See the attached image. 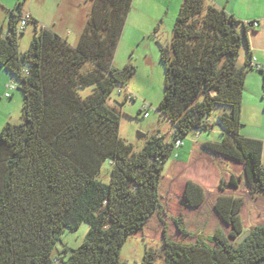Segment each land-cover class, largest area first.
Returning a JSON list of instances; mask_svg holds the SVG:
<instances>
[{
    "label": "trees",
    "instance_id": "trees-1",
    "mask_svg": "<svg viewBox=\"0 0 264 264\" xmlns=\"http://www.w3.org/2000/svg\"><path fill=\"white\" fill-rule=\"evenodd\" d=\"M131 3L90 0L75 45L29 16L24 51L22 14L8 11L0 65L20 80L23 119L0 129V264H126L119 253L129 236L160 241L164 264H264L262 141L240 133L244 78L259 69L251 57L237 64L248 22L205 0H181L160 47L156 105L172 138L150 134L134 151L119 135V110L107 103L134 72L112 63ZM217 105L221 139L194 145L188 161H171L164 173L174 139L209 130L205 117ZM105 161L107 182L97 176ZM83 222L82 241L66 257L54 254L61 231ZM156 256L145 248L140 264Z\"/></svg>",
    "mask_w": 264,
    "mask_h": 264
},
{
    "label": "rangeland",
    "instance_id": "rangeland-1",
    "mask_svg": "<svg viewBox=\"0 0 264 264\" xmlns=\"http://www.w3.org/2000/svg\"><path fill=\"white\" fill-rule=\"evenodd\" d=\"M180 3L181 0H132L112 58V63L116 67H122L124 64L134 65V72L127 83L116 84L107 98V103L114 104L120 112L119 135L124 141L132 144L134 151L142 148L150 134L160 133L167 138L170 137L168 132L170 123L156 109L164 91V64L160 60V47L171 38L172 26ZM33 29V24L28 21L17 37L19 51H24L28 47ZM87 67L88 63H85L84 69ZM8 82H14L18 87L8 90L5 88ZM19 85V78L12 76L8 70L0 66V129L6 121L20 122L23 119L22 92ZM5 91H12V95L4 96ZM89 91L90 87H85L81 93L84 95ZM144 110L147 112L146 116L142 114ZM221 111L222 106L217 105L205 117L212 124L209 130L199 131L197 136H195L196 131L191 130L181 137L182 145L178 150L180 154L177 158L173 153L170 155L164 164V173L173 159L186 162L187 152L195 140L221 139V127L216 120V115ZM242 126L241 131L244 130V126L249 127L248 124ZM140 133L143 136H140ZM261 162L264 164V141ZM109 175L110 164L105 161L97 176L107 182ZM203 180L207 181L208 178ZM86 230L87 224L84 222L75 230L63 229L55 243L53 253H60L66 257L70 249L75 248L82 241ZM161 246L162 243L153 238L144 240L138 236H129L121 246L119 258L126 264H140L144 249L150 247L157 252L154 264H164L160 252ZM64 248H66L65 253Z\"/></svg>",
    "mask_w": 264,
    "mask_h": 264
},
{
    "label": "crops",
    "instance_id": "crops-1",
    "mask_svg": "<svg viewBox=\"0 0 264 264\" xmlns=\"http://www.w3.org/2000/svg\"><path fill=\"white\" fill-rule=\"evenodd\" d=\"M20 2L18 6L17 3ZM206 4H213L224 8L237 19L248 22L246 28L247 46L242 43L240 53L237 57V64L241 65L248 58L260 64L259 69H249L246 72L241 97L240 132L243 136L264 141V0H205ZM19 10L21 14H28L37 20L38 27H48L65 37L69 43H77L80 31L84 24L87 12L90 8V0H0V32H7V13L9 10ZM252 21H257L252 25ZM241 30L240 26L238 27ZM1 66V65H0ZM4 83V82H3ZM12 91H9V96ZM5 96V95H4ZM170 123V122H169ZM250 128V129H248ZM172 138L173 128L171 123L168 127ZM249 131V132H248ZM199 131L195 132V136ZM160 134V133H155ZM213 141L209 139L195 140L187 152V160L194 145ZM182 145V144H181ZM180 145V146H181ZM179 146V147H180ZM179 147L174 149L175 158L180 154ZM175 163H184L178 159L172 160Z\"/></svg>",
    "mask_w": 264,
    "mask_h": 264
},
{
    "label": "built area",
    "instance_id": "built-area-1",
    "mask_svg": "<svg viewBox=\"0 0 264 264\" xmlns=\"http://www.w3.org/2000/svg\"><path fill=\"white\" fill-rule=\"evenodd\" d=\"M29 20V15L28 14H22L19 21H18V28L19 29H23L25 24L28 22ZM252 25H256L257 24V21H252L251 22ZM249 63L250 65L253 67V68H260V64L257 63L254 58H251L249 60ZM16 83L14 82H8L5 84V88H7L8 90H12L16 87ZM117 92L119 93V90H117ZM4 95L5 96H9V92L8 91H5L4 92ZM143 116H146L147 115V112L146 110H144L142 112ZM182 144V140H181V137H178V138H175L174 141H173V150L177 147H179L180 145ZM173 155L175 156L176 155V152H173Z\"/></svg>",
    "mask_w": 264,
    "mask_h": 264
},
{
    "label": "water",
    "instance_id": "water-1",
    "mask_svg": "<svg viewBox=\"0 0 264 264\" xmlns=\"http://www.w3.org/2000/svg\"><path fill=\"white\" fill-rule=\"evenodd\" d=\"M140 136H143V134H141L140 133ZM248 233V230H246L245 232H243L237 239H236V241L237 242H240L242 239H243V237L246 235Z\"/></svg>",
    "mask_w": 264,
    "mask_h": 264
}]
</instances>
